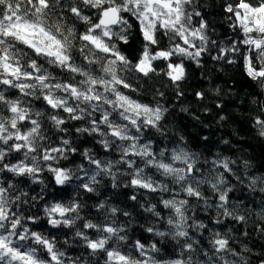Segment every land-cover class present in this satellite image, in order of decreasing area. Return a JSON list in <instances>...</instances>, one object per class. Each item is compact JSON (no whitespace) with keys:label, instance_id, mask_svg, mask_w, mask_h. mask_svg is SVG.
I'll use <instances>...</instances> for the list:
<instances>
[{"label":"snow or ice","instance_id":"obj_1","mask_svg":"<svg viewBox=\"0 0 264 264\" xmlns=\"http://www.w3.org/2000/svg\"><path fill=\"white\" fill-rule=\"evenodd\" d=\"M22 3L31 7L22 8ZM194 3L195 0H76V3L67 5V8L76 20L88 25L84 32L77 35L75 24L65 27L59 22L55 24L49 22V13L54 7L57 5L65 7L60 0H0V85L4 86V90H0V144L7 146L0 147V171L6 170L15 176L34 177L41 170L35 166L36 156L31 157L33 161L31 166L24 160L14 164L3 163L5 156L12 152H22L24 159L27 160L29 153L38 152L43 148L42 159L49 161L67 158V152L77 151L68 139H62L61 145L57 147H44L38 143L45 139L39 119L45 113L33 112L26 106L28 101L24 98L42 97L51 109L47 113L48 118L58 132L68 131L66 127H62L67 121H84L85 126L76 127V132L102 137L97 142L105 151H108L116 141H130L131 143L116 146L121 152L118 163L126 164L129 169H133L130 173L132 176L130 183L133 187L149 192L175 193L172 198L162 200L163 206L174 213L167 220L170 231H155L148 227L147 232L158 237L176 239L188 237L186 227L193 225L200 229L206 227L203 223L195 221L189 224L191 218L186 213L190 201L184 198L176 199L180 193L190 198L204 200L208 207L217 209L218 215L231 217L238 222L245 221V216L240 215L235 209L228 208V192L231 189L221 188V185L225 184L223 175L216 176L214 181L197 175L200 170L196 167L197 157L194 153L180 148L174 149L170 155H166V150H161L157 155L151 150L150 142L138 143L139 137L130 133L128 124L136 133L142 132L144 128L159 130L164 110L141 104L119 91V87L131 88V85L118 75L120 66H123L124 71H135L147 77L150 73L159 74L153 67V62L157 60L168 62L164 75L179 89L180 82L186 75L185 66L183 62H172V57L193 60L199 65V58L208 50L209 39L206 34L208 25ZM189 8L192 10L189 11ZM224 11L229 13L227 18L231 21L230 27L234 30L238 28L243 38L239 42H233L229 48H220V55L212 58L219 60L227 58L229 52L239 53L246 75L264 87V0H259L255 5L248 0H238L235 5L226 4ZM93 15L96 17L95 21L92 19ZM194 17L200 18L197 26H193ZM130 19L138 22L139 33L144 42L135 63L124 55L119 47V44L129 43V29L132 28ZM158 34L168 37L172 42L170 48L154 50V46L159 42ZM75 41L81 42L79 52L84 56V60L88 64H99L102 74H95V70L89 71L76 64L73 57ZM211 43L214 44L215 41ZM240 44L244 45L243 49L239 47ZM41 59L44 61L43 64L39 62ZM227 62L235 63L232 59H228ZM45 65L59 68L73 76L68 78V82L58 81ZM75 76L83 79L72 83ZM7 89H17L19 96L15 99L9 98L5 95ZM197 96L201 97L202 94L197 93ZM103 105H107L112 112H117L120 119L127 121L128 124L111 120L109 118L111 112L103 108ZM58 110L67 113V118H62ZM96 112H101L99 119L93 116ZM254 127L259 135L264 137V118L257 116L254 119ZM108 137L114 139L110 140ZM82 154L99 170L96 175L111 172L113 167L111 162L104 164L94 159L88 150ZM132 156L139 157L144 167H134L138 162L129 158ZM220 167L225 172H231L227 162ZM145 168H155L159 176L165 180L144 175ZM49 171L55 174L58 185H63L71 178L67 171L60 168L49 166ZM96 175H92L89 182L83 183L85 191H94L91 184L97 182ZM167 180L177 185L178 191L170 188L165 182ZM252 183L255 184L256 181L253 180ZM204 184L210 185L212 191L218 193L219 203L208 205L207 198L201 191V185ZM11 187L12 184H8V188ZM8 188L0 186V264H65L62 260L65 255L63 252L56 250L54 244L42 234L30 231L25 226L24 218L13 208L19 196L10 200L7 196ZM132 199H135V196ZM79 207L78 204L65 207L57 203L45 208L48 223L52 227L61 224L65 227L72 226L75 220L68 214L77 213L78 219ZM99 207L103 208L104 205L101 204ZM147 211L159 215L154 211V206ZM112 212L115 214L116 209H112ZM38 219L35 216L27 217L31 223H36ZM216 223H220L219 219ZM83 228L95 229L98 233L91 239L82 231H77L76 235L82 238L91 253H105L106 264H186L181 259L162 261L151 255L141 260L130 254H123L119 247H109L110 243L119 245L127 241L126 235H120L124 231L123 228L91 222L84 223ZM211 243L217 253L229 250V241L220 238L219 233L215 234ZM134 250L140 257L146 256L147 252L160 251L156 243H152L150 249H146L145 244L139 240L135 242ZM191 250L192 244L185 243L182 251ZM40 251L46 252L47 256L39 255Z\"/></svg>","mask_w":264,"mask_h":264},{"label":"trees","instance_id":"obj_2","mask_svg":"<svg viewBox=\"0 0 264 264\" xmlns=\"http://www.w3.org/2000/svg\"><path fill=\"white\" fill-rule=\"evenodd\" d=\"M251 4H257L259 0H248ZM65 7L56 6L49 13V22L64 24L71 27L75 24L76 34L84 32L88 25L81 23L72 16L67 5L76 3V0H60ZM238 0H195L194 6L201 12L207 22L206 34L209 39L208 50L199 58V65L193 60L182 57H172V62H183L185 66V78L177 89L164 72L167 70V61L157 60L153 62L156 73H150L147 77L135 71H124L120 66L118 75L131 85L130 89L119 87L124 95L131 99L148 105L152 108L163 109V117L159 122V130L144 128L136 133L135 129L127 121L120 119L117 112H112L107 105L102 107L111 112L110 119L121 124H128L130 133L139 137L138 143H151V150L157 155L161 150H166L170 155L174 149L183 148L197 157L196 167L200 170L197 175L214 181L218 175H223L225 184L221 188L228 192V208L235 209L240 215L246 217L245 221L238 222L231 217L218 215L217 209L208 207L204 200L187 197L183 193L176 199H188L190 207L186 215L193 221L203 223L206 227L197 228L194 225L186 227L188 237L172 239L171 237H158L146 231L152 227L155 231H170L167 220L174 215L171 209L163 206V199H170L174 192H149L146 189L133 187L130 183L133 169L126 164L118 163L121 152L116 146L128 144L130 141H116L108 151L97 141L102 137L76 132V127L85 126L84 121H67V132H58L47 113L51 111L42 97L24 98L28 101L26 106L33 112L45 113L40 117L41 131L45 139L38 141L44 147H57L62 139H68L75 153L67 152V158L44 161L42 159L43 148L38 152L29 153V159L25 160L23 153L12 152L5 156L3 163L14 164L24 160L30 166L33 164L32 156H36L35 166L41 170L35 176H15L5 171H0V186L8 188L7 196L10 200L19 196L13 208L24 219L23 223L30 231H36L50 240L55 249L65 255L62 260L65 264H106L107 257L103 252L91 253L85 246L77 231H82L95 238L98 233L95 229H84L83 224L111 225L123 228L120 235H126L127 241L119 245L110 243L109 247H119L125 255H132L141 260L151 255L157 260L167 261L181 259L186 264H264V137H261L254 127V119L257 116L264 118V87L252 81L245 73L243 60L239 53L229 52L227 58L214 60L212 57L220 55V48H229L233 42L242 40L240 30L230 27L231 21L227 18L229 13L224 11L226 4L235 5ZM22 8L31 7L22 3ZM192 8H189L191 11ZM87 11V10H85ZM93 21L96 17L92 16ZM199 17H194L193 26H197ZM132 28L129 29V43L119 44L124 55L133 63L138 59L143 47V40L139 33V25L134 19L129 21ZM158 44L154 50L171 47L172 42L168 37L158 34ZM215 41V43H211ZM79 41H75L73 57L76 64L86 70L100 72L99 64H88L84 56L80 54ZM197 43H199L197 41ZM241 49L244 45L240 44ZM101 55V54H98ZM228 59L235 63L229 64ZM41 64L44 61H39ZM58 81L68 82L73 74L62 72L59 68L45 65ZM83 79L75 76L72 83ZM134 89V91H133ZM0 90L4 86L0 85ZM103 91V89H98ZM179 93V94H178ZM197 93L202 96L198 97ZM5 95L15 99L19 96L17 89L5 90ZM63 95V93H58ZM110 98L114 99L110 94ZM219 105V107H218ZM62 118H67V113L58 110ZM10 115V113H5ZM96 119L101 117V112L93 114ZM36 118V117H34ZM91 119V117H88ZM30 127V125H29ZM106 130V129H105ZM112 140L114 138L108 137ZM11 143V142H10ZM0 147L7 146L0 144ZM88 150L89 155L104 164L111 162L113 167L110 173H100L94 164L82 154ZM55 155V154H53ZM137 161L134 167H144L139 157H129ZM227 162L231 172H225L221 164ZM52 168H60L70 174V179L63 185L55 181V174L49 171ZM180 166V165H176ZM96 175V183H92L93 192H87L82 187L89 182V178ZM144 175L153 179L165 180L159 176L155 168H145ZM256 183L253 184L252 181ZM170 188L178 191V186L171 180L165 181ZM201 191L207 198L208 205L219 203L218 193L212 191L210 185H201ZM135 196V199L132 197ZM61 204L65 207L78 204L77 213H69L75 223L65 227L61 224L52 227L48 223L45 208L53 204ZM101 204L103 208L99 207ZM154 206V211H147ZM112 209H116L113 214ZM38 217L36 223H31L27 217ZM59 218V217H57ZM219 219L220 223H216ZM229 241L228 251L215 252L211 241L215 234ZM139 240L150 249L152 243H156L159 252H147L140 257L134 250L135 242ZM30 243V242H28ZM185 243L192 244L191 251H182ZM37 247V245H32ZM235 253V255H233ZM41 256H47L44 251L38 252Z\"/></svg>","mask_w":264,"mask_h":264}]
</instances>
